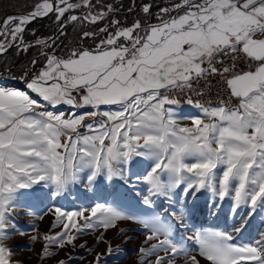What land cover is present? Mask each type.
<instances>
[{
	"label": "snow or ice",
	"instance_id": "obj_1",
	"mask_svg": "<svg viewBox=\"0 0 264 264\" xmlns=\"http://www.w3.org/2000/svg\"><path fill=\"white\" fill-rule=\"evenodd\" d=\"M81 6L92 7L90 0L80 4L42 0L29 13L4 18L0 36L10 35L12 42L23 45L25 25L50 13H56L60 22L68 10ZM107 10L89 12L82 19L102 21L115 11L112 5ZM141 11L151 16V5ZM172 11L182 14L172 16ZM158 17L160 23L137 20L128 27L113 20L116 31L95 50L74 49L67 59L47 55L45 67L27 82L29 89L52 105L94 109L118 105V111L65 118L64 113L38 112L39 105L26 93L0 87V264H11L12 253L4 241L16 227L13 214L20 197L40 186L48 188L53 198L61 196L69 185L80 181L84 169L89 170V184L100 176L128 183L123 165L134 157L153 162L143 177L149 186L145 205H152L153 196L171 199L183 187L184 197H195L202 189H210L221 201L230 196L234 210L249 209L247 218L264 209V0H181L171 8H161ZM78 19L68 17L73 22ZM65 23H60L61 29ZM95 35L83 34L85 38ZM7 43L0 41V53H6ZM36 44L48 46L46 40L38 39ZM222 56H231L233 61L244 57L249 70L237 71L235 63L217 68L216 63H224L219 59ZM215 75L222 77L239 103L229 107L220 101L206 107L189 98L186 102L200 109L203 118H192L191 126L179 125L181 101L161 92H195V81ZM99 116L106 120L84 124L87 117ZM80 126L93 134L81 136ZM61 137H65L63 142ZM218 166H223L221 176H217ZM53 214V228L62 225L61 231L30 236L32 242L44 240L42 257L51 255L53 245L75 247L84 230L115 228L123 220L138 221L148 230L145 240L157 241L139 249L141 259L163 250L164 255H156L150 264H175L177 255L187 254L172 239V226L159 215L139 218L100 203L74 212L56 207ZM174 217L182 221L183 214L174 213ZM247 218L234 228L235 233L242 231ZM189 239L209 264H264V232L254 244L244 245H237L233 234L223 231L197 232ZM97 240L101 242L102 237ZM104 242L111 253V243ZM102 255L97 253L92 264H100ZM72 259L69 256L57 264H70ZM185 264L200 262L193 255Z\"/></svg>",
	"mask_w": 264,
	"mask_h": 264
},
{
	"label": "rangeland",
	"instance_id": "obj_2",
	"mask_svg": "<svg viewBox=\"0 0 264 264\" xmlns=\"http://www.w3.org/2000/svg\"><path fill=\"white\" fill-rule=\"evenodd\" d=\"M41 2L42 0H39L38 4ZM69 2L72 4H80L81 0H69ZM180 2L181 0L179 3ZM58 3L59 0L57 1V4ZM90 4L92 5L91 8L81 6L68 10L60 22L56 20V13H50L40 18L45 20L28 29V32L32 34L33 37L32 40H28L30 42L24 38L28 23L24 27L25 30L22 34L24 41L23 45H20L18 40L12 42L10 35L0 36V41L8 42L6 47L10 44H14L16 51H19L24 46L28 47L30 43H36L38 39L46 40L47 47L40 45L38 47V52L42 58L45 53L48 51L50 52V50H61L63 48V45H58L57 43L62 37H65L66 45L70 46L74 44L75 40H73V33L78 31L82 32V41L79 40L81 44L84 45L85 43L93 42L95 44L94 46H97L100 44L101 40L106 39L107 35L109 33H114L116 29L115 31L110 29L106 34H103L105 32H101L100 30L107 29L110 19H105L102 25L96 26L94 23H90L82 18L88 15L89 12L93 14L101 11L107 12L108 5H112L115 10L119 9L122 7V0H90ZM33 9L8 11L6 17L25 14L24 12H31ZM178 14L182 13L176 12L175 16ZM72 15H76L81 19L75 22L68 20V17ZM64 21H67V23H65L63 29H61L60 23ZM0 27H2V23H0ZM85 32L95 33L96 35L95 37L90 36L85 38L83 36ZM65 53L66 52L62 54ZM47 55L52 54L47 53ZM27 67H29V65ZM27 67L18 71L14 76V79L26 85L27 82L30 81V79L27 78L28 74H30L26 73L27 70H29L26 69ZM31 74L30 76L33 77L34 73ZM0 87L26 93L39 105L37 108L38 112L49 111L55 114L64 113L65 118L69 116H79L91 111L103 113L104 111L114 112L120 110L118 105H101L96 109L91 106L77 108L67 104L52 105L43 101L42 97L29 88H21L14 84L9 85L3 81H0ZM74 95L76 94L74 93ZM177 111L181 117L177 120V123L181 126H191L192 118H203L201 110L195 107L194 104L191 105L185 102L180 103L177 107ZM101 120H106V117H87L84 124L99 123ZM78 130L81 136L93 134L84 126H80ZM64 139L65 137H61L62 142ZM61 151L63 150L61 149ZM152 165L153 162L144 157H134L128 164L123 165L128 183H125L124 180H121L119 177H114L109 181L103 176H100L97 177L96 181L92 184H89L87 181L89 170L84 169L79 173L80 181L69 185L68 190L61 196L53 198L48 188L40 186L32 194L20 197L17 201L16 211L13 214L16 227L9 230L10 235L8 239L4 241L12 253L11 264H18V262L19 264H57L58 260L67 259L69 256L73 257L70 264H92L97 253L103 254L100 264H150V261H154L156 255H164L163 250H157L154 255L141 259L139 249L141 247L148 248L151 244L157 243V241L153 240L149 242L145 240L146 235H148V230L138 221L123 220L119 221L118 226L115 228L105 230L102 227H97L94 230H84L77 236L75 247L69 245L61 249L53 245L50 247L51 255L42 257L45 245L44 240L38 239L32 242L30 241V236L37 233L48 234L51 231V233L54 234L61 231L62 225H57L53 228V221L55 219L53 213L56 207L64 211L74 212L80 209H91L97 203H100L118 207L127 215L139 218H149L154 215H159L162 222L172 226V239L174 242L180 244L187 250L186 255L182 253L175 257V264H185V261L193 255L197 257L200 264H209L205 258L199 256V248L196 242L189 239V237L197 232H229L233 234V242L237 245L254 244L260 239V234L264 232V209H257L253 216L247 218L248 208L241 206L239 209L234 210V201L230 196L221 201L218 196L213 195L210 189L200 190L195 197L191 195L184 197L183 187H180L175 190L171 199L153 196L150 197L152 205H145L143 201L145 196H148L149 186L144 182L143 177L151 169ZM222 173L223 166H218L217 176H221ZM138 177L139 179H137ZM29 212L33 214L29 215ZM174 213H182V221H177L174 217ZM243 218H247L246 226L241 232L235 233L233 231L234 228L239 227L243 222ZM77 219L78 222L83 223L82 220H79V218ZM33 225L35 226L36 232H33ZM121 229L124 230L123 234H120ZM21 232L24 234L21 235ZM98 237H102L101 242H98ZM160 239H163V237L161 236ZM104 241H109L111 243L113 249L111 253L108 252V245ZM81 245H83V247H81ZM89 249L91 251H89ZM165 264H167V261H165Z\"/></svg>",
	"mask_w": 264,
	"mask_h": 264
},
{
	"label": "trees",
	"instance_id": "obj_3",
	"mask_svg": "<svg viewBox=\"0 0 264 264\" xmlns=\"http://www.w3.org/2000/svg\"><path fill=\"white\" fill-rule=\"evenodd\" d=\"M38 1L39 0H0V17H2L8 11L12 10H31L35 8V6L38 4ZM179 1L180 0H122L121 8L108 13L106 15V18H104L102 21H97L96 23H94V25L100 26L104 23L105 19H110L107 26V31L110 29L115 31L116 27L111 23L113 20H118L122 27L131 26L137 20L141 21L142 24L145 22H147L148 24H155L160 20L158 17V13L161 8H170L173 4L179 3ZM145 4L151 5V16H146L141 11L142 7ZM130 9L131 11H129ZM175 13L176 12H171V15ZM44 20L45 19H38L30 22L27 25L24 36L27 41L32 40L33 38L32 34L28 32V29L31 26H36ZM106 32L103 34H106ZM81 33V31L73 33V40H75V43L71 44L70 46L66 45L65 37H62V39H60L57 43L58 45H63V48L61 50H50V52L48 51L45 53L43 58L38 52L39 45H37L36 43H30L26 51H16V48L13 47L7 50L6 53H0V74H2L0 75V81L10 82L21 88H28L27 85L23 82L14 79L16 73L29 65V67L26 68L29 69L26 73H30L28 74L27 78L31 80L33 78L30 76L32 75L31 73H34V76L40 72L42 67L45 66L47 53L54 54L58 58H64L70 56L71 52L74 49L83 50L92 48L95 45L93 42H88L84 45L80 43L79 40L83 38L81 37ZM64 52L66 53L62 54ZM33 60H36L35 64L32 63Z\"/></svg>",
	"mask_w": 264,
	"mask_h": 264
},
{
	"label": "built area",
	"instance_id": "obj_4",
	"mask_svg": "<svg viewBox=\"0 0 264 264\" xmlns=\"http://www.w3.org/2000/svg\"><path fill=\"white\" fill-rule=\"evenodd\" d=\"M219 59L224 61L223 64L216 63V67L223 69L225 66L231 67L235 63V69L237 71L249 69V61L244 57H240L238 60L233 61L231 56H222ZM193 88L195 92H189L185 89L183 92L179 90L170 92H161V95L175 96L181 101V103L186 102L191 98L194 102L199 101L204 106H210V102H220L224 101L229 107L235 106L239 103V100L230 95V91L227 88L226 83L220 75L208 76L207 78H202L193 83ZM203 91V95H198L197 93Z\"/></svg>",
	"mask_w": 264,
	"mask_h": 264
},
{
	"label": "water",
	"instance_id": "obj_5",
	"mask_svg": "<svg viewBox=\"0 0 264 264\" xmlns=\"http://www.w3.org/2000/svg\"><path fill=\"white\" fill-rule=\"evenodd\" d=\"M57 1H58V0H56V3H57ZM24 13L26 14V13H29V12H24ZM6 15H7V14L5 13L2 17H0V23L3 22L4 18L6 17ZM48 15H49V14H48ZM40 18H43V17H37L35 20L40 19ZM33 21H34V20H33ZM25 26H26V25H25ZM25 26H24V27H25ZM12 47H14V44H10V46L7 47V50H9V49L12 48ZM4 83H8L9 85H12V83H10V82H4Z\"/></svg>",
	"mask_w": 264,
	"mask_h": 264
},
{
	"label": "crops",
	"instance_id": "obj_6",
	"mask_svg": "<svg viewBox=\"0 0 264 264\" xmlns=\"http://www.w3.org/2000/svg\"><path fill=\"white\" fill-rule=\"evenodd\" d=\"M172 16H175V14L172 15ZM165 19H167V17H166ZM156 23H160V20H159L158 22H156ZM156 23H155V24H156ZM96 47H97V46H94V47H92L91 49H87V50H90V51H91V50H95ZM83 50H85V49H83ZM68 57H69V56H68ZM68 57H64V58L67 59ZM247 70H249V69H246V70H243V71H247ZM75 94H76V93H75ZM76 95H78V94H76Z\"/></svg>",
	"mask_w": 264,
	"mask_h": 264
},
{
	"label": "bare ground",
	"instance_id": "obj_7",
	"mask_svg": "<svg viewBox=\"0 0 264 264\" xmlns=\"http://www.w3.org/2000/svg\"><path fill=\"white\" fill-rule=\"evenodd\" d=\"M187 103V102H185ZM220 102H210V106L218 105ZM192 105V104H191Z\"/></svg>",
	"mask_w": 264,
	"mask_h": 264
}]
</instances>
